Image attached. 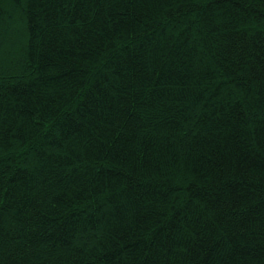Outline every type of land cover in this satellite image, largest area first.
<instances>
[{
  "label": "trees",
  "instance_id": "1",
  "mask_svg": "<svg viewBox=\"0 0 264 264\" xmlns=\"http://www.w3.org/2000/svg\"><path fill=\"white\" fill-rule=\"evenodd\" d=\"M0 264H264V0H0Z\"/></svg>",
  "mask_w": 264,
  "mask_h": 264
}]
</instances>
